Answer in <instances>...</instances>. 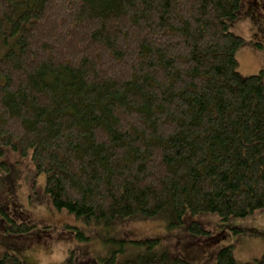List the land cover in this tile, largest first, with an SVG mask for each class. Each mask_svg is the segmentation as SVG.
<instances>
[{"label": "trees", "instance_id": "obj_1", "mask_svg": "<svg viewBox=\"0 0 264 264\" xmlns=\"http://www.w3.org/2000/svg\"><path fill=\"white\" fill-rule=\"evenodd\" d=\"M240 5L0 0V159L31 153L54 208L86 225L264 210V74L238 71ZM0 214L8 234L33 229ZM107 242L103 264H116L127 241ZM156 242H131L146 249L119 264H191ZM0 264L23 263L7 252ZM216 264L264 256L240 262L226 246Z\"/></svg>", "mask_w": 264, "mask_h": 264}, {"label": "rangeland", "instance_id": "obj_2", "mask_svg": "<svg viewBox=\"0 0 264 264\" xmlns=\"http://www.w3.org/2000/svg\"><path fill=\"white\" fill-rule=\"evenodd\" d=\"M228 21L231 31L245 40L236 54L238 71L244 76L264 74V0H241L237 17ZM31 157L7 149L0 159V204L12 219L33 226L30 233L8 234L0 214V258L9 252L23 264H103L117 247L108 244L111 238L127 241L125 250L116 252V264L146 249L131 242L152 239L157 240L156 255H178L191 264H216L218 251L226 246L233 247L240 262L264 256V210L228 219L216 213L186 214L184 225L173 228L161 217L86 225L54 208L45 192L47 175L34 171ZM192 221L205 233L192 231ZM79 230L87 239L78 238Z\"/></svg>", "mask_w": 264, "mask_h": 264}]
</instances>
